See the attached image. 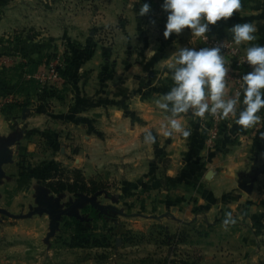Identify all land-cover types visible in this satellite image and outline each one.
Wrapping results in <instances>:
<instances>
[{
  "label": "crops",
  "instance_id": "0c3cea01",
  "mask_svg": "<svg viewBox=\"0 0 264 264\" xmlns=\"http://www.w3.org/2000/svg\"><path fill=\"white\" fill-rule=\"evenodd\" d=\"M130 3L0 0V37L18 29L34 32L0 44V146L8 157L3 175H10L4 165L18 164V156L28 163L33 157L62 163L81 170L85 179L102 175L116 186L102 192L112 198L102 209L123 216L131 233L153 232L150 246L158 241L167 248V256L140 262L264 264V124L243 130L229 118L220 121L217 141L209 142L210 118L189 116L187 139L158 135L164 113L154 100L171 86L162 60L178 48L210 46L193 43L187 28L165 39L162 0H135L129 8ZM143 3L150 10L140 16ZM244 22L258 29L252 43L264 45V0H241V9L209 25L206 35L231 38L228 29ZM102 29L113 30H107L113 37L109 46L97 37ZM48 51H67L73 63L60 92L44 101L37 73L45 69ZM226 83L231 95L234 84ZM260 115L264 118V110ZM146 128L157 135L155 144L143 142ZM11 192L0 189L1 202ZM121 204L125 211L118 209ZM229 212L236 222L225 230ZM107 257L102 264L120 261Z\"/></svg>",
  "mask_w": 264,
  "mask_h": 264
},
{
  "label": "rangeland",
  "instance_id": "374dc122",
  "mask_svg": "<svg viewBox=\"0 0 264 264\" xmlns=\"http://www.w3.org/2000/svg\"><path fill=\"white\" fill-rule=\"evenodd\" d=\"M31 30L18 29L7 35L8 37L1 36L0 44L4 40L22 35L26 38L30 37L34 35ZM107 30L110 29H102L103 35L98 34L97 37L100 41H106V46H109L113 37ZM3 53L1 47L0 56ZM44 57L45 69L37 73L39 79L41 74L46 75L47 68H50L54 61H58L59 68H63L66 57L70 59L67 51L60 53L48 51ZM57 70L58 81L48 77L42 81L40 90L46 95L44 101L55 96L66 81L67 77L59 69ZM237 71L233 74L237 73L239 77L247 73ZM237 87L236 83L232 88ZM18 157V164L11 165L10 168L4 165L7 172L10 170V175H3V164L0 165V189L7 188L12 191L11 196L2 199V202L0 200V208L18 216L41 206L58 215L52 219L45 211H38L29 216L16 218L0 213V264H102V256H108L106 259L109 256H116L120 260L118 264H148L147 261L140 262V259H146V256L158 258L168 255L167 248L161 242L156 241L154 247L150 246L148 240H153V232L150 233V230L145 229L142 235L139 234L140 236L136 232L131 233L134 229L126 228L123 216L120 218L118 214L108 211L107 206L102 209V204L111 203L110 199H112L108 196L102 197V192L106 193L107 190L113 192L116 187L114 183L105 182L104 189L86 195L92 199L91 202L77 200L78 196L67 191L57 194L48 186L52 182L56 184L59 180L66 181L67 177H73L71 172L73 169L67 168L62 163L44 162L39 159L36 161L34 157L32 163H28L24 156ZM80 172L82 173L81 170ZM18 175H24L26 179H19ZM90 179L102 182V175L86 178L87 181ZM20 190H24L26 194L16 192ZM120 206L122 207L118 209L123 208L122 210L125 211V206L123 204ZM116 239L121 241L122 246L116 245ZM189 256L194 255L189 254ZM110 261V264L114 263L112 259ZM107 262L109 264V261Z\"/></svg>",
  "mask_w": 264,
  "mask_h": 264
},
{
  "label": "clouds",
  "instance_id": "9594fccd",
  "mask_svg": "<svg viewBox=\"0 0 264 264\" xmlns=\"http://www.w3.org/2000/svg\"><path fill=\"white\" fill-rule=\"evenodd\" d=\"M131 0L129 8L131 7ZM161 8L167 13L163 37L190 30L192 42L206 41L209 25L232 17L241 9V0H162ZM150 10L148 3L141 4L138 14L143 16ZM231 43L244 46V55L239 63H247L251 71L239 77L238 89L229 95L226 79H229L230 61L226 60L221 42L215 47L178 48L162 60L164 77L171 80L169 90L154 100L155 107L164 113L158 135L165 138L180 136L187 139L191 128L187 117L217 121L232 119L243 130L264 124L260 115L264 110V45L254 44L258 29L254 23H237L228 29ZM155 50L146 52L151 59ZM264 138V133H261ZM143 142H157V135L146 128ZM236 221L232 213H226L222 221L225 230Z\"/></svg>",
  "mask_w": 264,
  "mask_h": 264
},
{
  "label": "built area",
  "instance_id": "2783aa9c",
  "mask_svg": "<svg viewBox=\"0 0 264 264\" xmlns=\"http://www.w3.org/2000/svg\"><path fill=\"white\" fill-rule=\"evenodd\" d=\"M208 39L206 41H203L204 43L208 44L210 47H215L218 46L222 41L225 42L226 47L222 49V54H224L225 56H227L228 58H230L231 63H230V67H229V80L232 82V84H238L239 83V76H238V71L237 70H241L244 72H250L251 71V67L247 64H240L239 63V58L242 57L244 55V50L241 46L237 47L235 45H233L231 43V38L229 36L226 35H213V36H208ZM59 62L58 61H54V63H52L50 65V68H47L46 71V75L41 74V81L46 80V78H52L54 79V81H58L59 79V72H58V68H59ZM236 74H233L234 72H236ZM234 91H236L238 89L237 88H233ZM2 102V101H1ZM211 120V124L209 126V134H208V141L209 142H215L218 139L219 136V123L220 121H217L215 119H213L212 117H209Z\"/></svg>",
  "mask_w": 264,
  "mask_h": 264
},
{
  "label": "trees",
  "instance_id": "16d2710c",
  "mask_svg": "<svg viewBox=\"0 0 264 264\" xmlns=\"http://www.w3.org/2000/svg\"><path fill=\"white\" fill-rule=\"evenodd\" d=\"M67 58L68 57H66V61L64 60L65 65L63 66V68H58L64 76L70 74V68L73 63L72 61L73 59L71 57L70 59ZM44 97H46V95L43 94L40 97L41 100H43ZM52 167L53 166H51V168ZM71 172L73 173V177H67L66 181L59 180V182H57L56 184H54L53 182L48 184L50 189L57 194L67 191L75 196H79V195H92L98 193L100 190L105 188L104 187V185L106 184L105 182L103 181L98 182L93 179L87 181L84 178V176H82V173L78 169H73Z\"/></svg>",
  "mask_w": 264,
  "mask_h": 264
},
{
  "label": "water",
  "instance_id": "95a60500",
  "mask_svg": "<svg viewBox=\"0 0 264 264\" xmlns=\"http://www.w3.org/2000/svg\"><path fill=\"white\" fill-rule=\"evenodd\" d=\"M7 160H8V157H7V150H6L5 148H3L2 146H0V165H1L2 163L6 162ZM0 174H1V170H0ZM242 188H243L244 190H247V189L249 188V186H247V185H242ZM77 198H78L77 200H87V201H89V202L92 201V199L89 198V197L86 196V195H80V196H78ZM40 205H41V203H40ZM72 205H73V204H72ZM38 211H45V212L50 216V218H52V219H53L56 215H58V214H55V212H53L52 210H49V209H46V208H45V209H44V208H41V206L38 207L37 209H35V210H33V211H31V212L25 214V215H18V216L13 215V214H10V213H8L6 210H4L3 208H0V213H2V214H4V215H8V216H10V217H16V218H22V217H25V216H29V215H31V214H34L35 212H38Z\"/></svg>",
  "mask_w": 264,
  "mask_h": 264
}]
</instances>
